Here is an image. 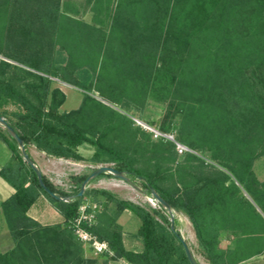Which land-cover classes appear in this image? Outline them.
Returning a JSON list of instances; mask_svg holds the SVG:
<instances>
[{
	"label": "trees",
	"instance_id": "16d2710c",
	"mask_svg": "<svg viewBox=\"0 0 264 264\" xmlns=\"http://www.w3.org/2000/svg\"><path fill=\"white\" fill-rule=\"evenodd\" d=\"M83 7L93 14L91 21L70 0H0V54L36 70L0 61V100L21 108L14 118L1 109L0 115L26 150L32 144L49 156L84 160L78 147L87 143L95 148L92 162H113L147 192L156 190L173 210L187 214L211 264H238L262 254L264 217L242 188L264 212V180L253 169L264 156V0H84ZM56 50L66 53L65 60L53 58ZM90 70L89 83L75 78ZM51 76L94 88L125 107L161 104L169 125L160 130H175L176 139L194 152L180 155L164 138L151 147L134 142L131 118L88 93L79 108L61 110L66 93L53 86ZM110 115L119 119L114 128L131 136L132 152L108 140ZM0 140L12 153L0 175L15 188L0 200L14 240L12 249L0 252V264H99L85 256L71 227L90 174L73 176V192L43 174L52 191L71 197L60 200L43 188L1 124ZM103 175L113 174L98 176ZM93 191L117 207L116 215L101 210L90 228L113 251L103 255V264H191L163 204L151 209L106 189ZM42 199L59 211L57 221L31 216ZM125 210L141 219V250L124 243L117 218ZM224 229L241 232L232 248L220 247Z\"/></svg>",
	"mask_w": 264,
	"mask_h": 264
},
{
	"label": "rangeland",
	"instance_id": "374dc122",
	"mask_svg": "<svg viewBox=\"0 0 264 264\" xmlns=\"http://www.w3.org/2000/svg\"><path fill=\"white\" fill-rule=\"evenodd\" d=\"M70 1L80 6L82 10V17H84L88 21L92 20L93 14L87 9L83 10L84 0ZM1 55L6 57L9 61L18 64L19 66H22L28 70L36 71L35 69L28 66V62H25L26 64H24L16 60L9 59L4 53H1ZM53 58H60V60H65L66 53L63 51L61 52L59 50H56L53 53ZM91 74V70L89 72H78L76 73L75 78H77V80L81 82L84 81L86 83H89ZM51 77L53 79V86L60 87L66 93V101L61 106V110L70 111L79 108L83 102L84 94L88 93L91 98H94L102 102L104 105L113 108L117 112L130 117L132 122L129 123V125L130 128L134 131V135L132 137L134 139V142L136 141L138 144L140 143V145L151 147L155 142L158 141V139L152 135L150 129L147 126L140 124L138 120L156 129H162L161 126L164 123L166 126L169 125L168 118H166L165 116V110L159 103L150 101L147 102L145 106L141 107L140 110H137L132 106L125 107L122 104H118V102L108 98L106 95L102 94L100 91L95 90L94 88L92 91H88L80 86L61 80L58 77ZM25 79H27V77L24 78V80ZM0 109L6 112L7 117L14 118L13 112L18 111L21 108L19 104L15 103L13 100L8 98L0 100ZM109 117L110 118H107L108 120L105 121L106 128H104L107 133H109L108 140L124 150L127 149L129 153L132 152L131 150L133 149V146L135 147L136 145H134V142L131 141V136L129 134H122L121 131L114 128V126L118 125L119 123L117 115H110ZM171 132H173V134H175L176 136L175 130L172 129ZM131 142H133L132 148L130 147ZM29 148L33 151L34 155H36L38 161L41 163L45 175L58 188L68 192H73V190L76 189V184L73 179V176H78L81 174L89 175L94 170L103 165L114 166L113 162H92L90 158L92 157L95 148L87 143H84L78 147L79 152L85 157L84 160L49 156L44 151L35 149L36 147L32 144L29 145ZM135 154L138 155L139 152H135ZM197 154L203 157L207 163H211L218 166V164L215 161L211 160L207 154L203 155L200 152H197ZM253 169L258 179L264 180V156L259 157L255 161ZM125 176L127 177V179H124L120 176H116L114 174L94 177V179L89 180L84 187V199L98 202L99 204H101V210L107 209L108 212L112 215H116L117 213L116 204L114 202L108 201L101 194L93 190L106 189L119 198L130 200L146 208H160L158 204L159 202L154 198L152 192H147L143 188L139 180L130 179L127 175ZM82 187L83 184L81 188ZM242 192L244 196L255 205L257 211L264 217L263 210L254 202L249 193L244 188H242ZM173 213L175 215V230L180 233L182 238L189 245L196 259L201 264H211L200 246L195 229L187 214L183 211L176 210H173ZM167 214L171 221V215L169 211ZM117 222L119 223L120 229L123 232V238L125 239L126 247L130 249L141 250L143 248V242L138 234V229L141 225V219L135 214H133L131 211L125 210L119 215V217L117 218ZM240 235L241 232L239 230H222L219 236L220 247L224 249L234 247L236 245V240ZM84 246L85 256H87L88 258H98L100 259L99 264H103L102 260L104 258V254H95L88 245L84 244ZM249 260H264V252L260 255L254 256L252 259Z\"/></svg>",
	"mask_w": 264,
	"mask_h": 264
},
{
	"label": "built area",
	"instance_id": "2783aa9c",
	"mask_svg": "<svg viewBox=\"0 0 264 264\" xmlns=\"http://www.w3.org/2000/svg\"><path fill=\"white\" fill-rule=\"evenodd\" d=\"M9 61L0 54V61ZM140 124L147 126L155 138H164L175 143L178 154H184L187 151L194 152L184 143L176 139L175 134L163 132L160 129L152 128L146 123L138 120ZM64 196V195H63ZM71 200V197L65 196V201ZM101 212V204L96 201L85 199L79 206L77 215L71 221V227L76 237L88 245L95 254H113L110 244L107 240L100 239L90 228L97 222V216Z\"/></svg>",
	"mask_w": 264,
	"mask_h": 264
},
{
	"label": "crops",
	"instance_id": "0c3cea01",
	"mask_svg": "<svg viewBox=\"0 0 264 264\" xmlns=\"http://www.w3.org/2000/svg\"><path fill=\"white\" fill-rule=\"evenodd\" d=\"M37 149V148H35ZM28 153L35 161V163L41 168L43 174L44 170L42 169L41 163L38 161L36 155H34L33 151L30 150L29 146L27 147ZM11 151L7 147V145L0 140V169L2 166L8 162L11 158ZM52 159V158H50ZM52 161V160H51ZM15 188L9 184L1 175H0V200H5L9 198L12 194H14ZM31 216L35 219L40 220L41 222L52 223L59 219L60 214L56 207L47 199H42V201L32 207ZM124 243L126 245L125 239ZM14 247V240L10 234V231L7 227L6 220L4 215L0 209V252H6ZM253 258V257H252ZM250 258V259H252ZM108 264H131L124 259L119 260H111ZM238 264H264V260H244Z\"/></svg>",
	"mask_w": 264,
	"mask_h": 264
},
{
	"label": "water",
	"instance_id": "95a60500",
	"mask_svg": "<svg viewBox=\"0 0 264 264\" xmlns=\"http://www.w3.org/2000/svg\"><path fill=\"white\" fill-rule=\"evenodd\" d=\"M0 124H2L4 126V128H6L8 130V132L16 139V141L19 144V147L21 148L23 157L25 159V161H27L30 166L33 168V170L36 172L39 182L40 184L43 186V188L49 192L52 196H55L56 198L60 199V200H65V196L58 194L54 191H52L44 182L43 180V172L41 170V168L35 163V161L32 159V157L30 156V154L27 152L25 144H24V140L23 138L16 132V130L14 129V127H12L7 120L2 117L0 115ZM102 173H112L116 176H120L124 179H127V177L124 175L123 172H121L120 170L116 169L114 166H109V165H103L100 166L99 168H97L96 170H94L89 176L88 178L84 181L83 183V187L80 190V195L83 194V190L85 185L88 183L89 180H91L94 177H97L98 175L102 174ZM152 194L154 196V198L161 204H163L169 211L170 215H171V229L173 231L175 230V226H174V213H173V209L171 208L170 204L154 189H152ZM180 240L183 243L186 255L190 261L191 264H201L196 257L194 256L192 250L190 249L189 245L186 243V241L182 238V236L179 234L178 235Z\"/></svg>",
	"mask_w": 264,
	"mask_h": 264
}]
</instances>
